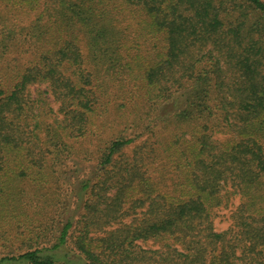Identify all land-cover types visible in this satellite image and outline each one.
Wrapping results in <instances>:
<instances>
[{
    "label": "trees",
    "instance_id": "trees-1",
    "mask_svg": "<svg viewBox=\"0 0 264 264\" xmlns=\"http://www.w3.org/2000/svg\"><path fill=\"white\" fill-rule=\"evenodd\" d=\"M0 7V264H264V0Z\"/></svg>",
    "mask_w": 264,
    "mask_h": 264
},
{
    "label": "rangeland",
    "instance_id": "rangeland-1",
    "mask_svg": "<svg viewBox=\"0 0 264 264\" xmlns=\"http://www.w3.org/2000/svg\"><path fill=\"white\" fill-rule=\"evenodd\" d=\"M0 14H5L6 17H9L13 22L15 21H22L21 18H12V13L10 12H6L5 9H3L2 7H0ZM33 17V16H31ZM116 90L113 89L112 92H115ZM121 98H116L115 95L112 94L111 98H110V104L108 105L109 109L106 112V116H105V120L107 123V128L102 132L101 138L99 139H95V143H93V145L89 142V141H85L83 143L81 142H77L75 143V150L76 155L78 156H84L87 152V149L93 150L95 147L98 146V144L104 142L105 140L109 139V138H113V135H115V133H117V129L120 126V122L122 121V118H120L119 115V106L118 103L122 102ZM55 107H57V105L55 104ZM135 108V106H133V104L130 105L129 107V111L131 112L133 109ZM175 124H171V128L174 126ZM109 127V128H108ZM239 203V198L236 197L234 198L228 205H222L219 209H218V215L215 218V225L217 227L218 230H222L227 228L230 223H231V213L233 211V209L236 207V205ZM1 249V248H0ZM65 256V257H64ZM64 256L62 258V261L65 259H69V262L71 264H76V263H80L81 261L78 259L79 257L76 256L74 254L73 251L71 250H67L64 251Z\"/></svg>",
    "mask_w": 264,
    "mask_h": 264
}]
</instances>
